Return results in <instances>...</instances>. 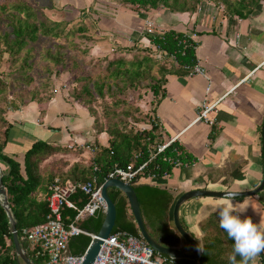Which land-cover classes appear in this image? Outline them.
I'll return each mask as SVG.
<instances>
[{"label": "trees", "instance_id": "1", "mask_svg": "<svg viewBox=\"0 0 264 264\" xmlns=\"http://www.w3.org/2000/svg\"><path fill=\"white\" fill-rule=\"evenodd\" d=\"M95 1V0H94ZM204 0H123V3L135 7L137 12H150L165 9L171 13H198ZM220 11L222 17L248 19L260 0H205ZM53 7H51L52 9ZM80 13L96 14L93 5L80 9ZM4 24V25H3ZM75 24V25H74ZM89 28L83 19L69 21H53L42 11L28 5L24 0H0V68L6 61L11 71L0 79V123L6 121L3 113L7 108L18 109L25 100L47 102L54 96V82L63 73L71 75L69 97L85 106L93 119L92 127L96 133L105 132L108 136L107 145L97 141L90 144L92 152L88 161H77L72 164H45L46 160L56 154L80 156L86 151L82 147L73 146L71 149L36 140L23 154L21 160L4 153L7 129L0 138V163L5 166L2 184L6 190L11 213L16 221V232L19 242L32 264H46L47 260L22 235L24 228L43 224L50 218L49 209L45 202L48 186L56 177L72 183L89 181L96 177L98 184L102 183L108 173L115 168L126 169L129 165L139 166L150 159L145 171V179L162 180L170 176L174 169L193 166L197 159L186 151L177 141L172 142L162 152L157 153V147L163 144L159 123L149 117V127L137 129L122 121L109 118L114 116L107 107L103 109L108 116L107 125H103L94 110L97 100L106 97L114 99L112 106L125 103L118 93L127 90H138L148 82L152 95V113L164 96L162 86L167 75H189L195 65L198 43L183 32L172 29L160 33L148 34L146 38L154 50L135 47L133 49L117 48L112 57H102L103 67L96 72L85 73L76 53L87 60L86 45L91 40ZM41 40L51 41V45L43 49L39 61L40 79L36 87L28 91L35 80L33 76L34 45ZM135 50V51H134ZM164 56L156 58L155 53ZM72 54V55H71ZM77 55V54H76ZM171 56L174 58L172 59ZM98 59V58H97ZM96 59V60H97ZM92 60V59H90ZM88 62V61H86ZM168 62V64H165ZM11 95L9 98L8 96ZM128 112H124L126 114ZM127 115V114H126ZM217 132L215 125L211 126L210 139ZM263 151V150H262ZM263 155V152H262ZM45 164L43 167H41ZM152 176L151 178L147 176ZM234 179H242V173L235 169L230 173ZM140 206L146 230L150 237L159 245L174 248L179 245L180 236L170 227L169 213L173 196L167 190L148 184L132 185ZM45 195L37 198L40 191ZM110 199L115 205L116 219L112 234L125 232L139 236V230L130 211L127 197L121 191L111 188L108 190ZM244 197H236L242 200ZM70 201L78 208L83 207L89 196L76 190ZM76 211L64 207L62 209L63 224L73 223ZM103 213L87 217L76 226L88 232L97 234L104 220ZM204 232L203 249L197 260L176 259L183 264H230L229 256L233 253L234 241L220 227L219 215L210 214L201 223ZM90 238L85 235L73 237L68 242V252L80 255L85 252ZM257 258L264 263V253ZM236 259L239 261L240 257ZM0 264H19L15 257L9 221L0 205Z\"/></svg>", "mask_w": 264, "mask_h": 264}, {"label": "crops", "instance_id": "2", "mask_svg": "<svg viewBox=\"0 0 264 264\" xmlns=\"http://www.w3.org/2000/svg\"><path fill=\"white\" fill-rule=\"evenodd\" d=\"M76 2L81 5L72 3L74 10L80 13L79 10L84 9L83 0ZM98 3L96 5L101 8L94 7L97 14H89L95 24L93 29L87 25L91 37L87 44V60L112 57L119 47L154 50L145 36L147 21L152 23L155 33L172 29L185 33L198 43L196 59L205 74L167 75L162 86L164 96L155 107L154 114L151 113L159 123L163 142L175 138L197 161L193 166L174 169L170 176L162 180L152 178L139 183L167 190L173 196L170 227L174 229L173 205L185 192H224L225 189L249 192L257 188L263 176L264 0H260L248 19L222 17L220 11L205 0L198 13L194 14L171 13L165 9L144 13L137 12L134 7L117 6L103 0ZM84 15L81 13L78 16L87 24ZM9 71V63L4 61L0 68V79ZM70 79L69 73L55 79L54 96L47 102L27 99L18 109L5 110L3 117L6 123H0L1 139H4L3 133L7 129L5 154L21 160L38 139L63 147H82L96 141L107 145V134L96 133L87 108L69 97ZM206 88L209 89L208 93ZM204 99L211 103L220 100L214 116L217 132L213 139L209 137L211 127L195 120ZM144 126L149 127V124ZM89 127L91 131L87 130ZM80 133L85 138L79 136ZM64 156L72 164L84 161L82 157L90 156V152L86 150L80 156L56 154L45 164ZM0 167L2 171L5 170L1 163ZM235 169L240 170L242 179L230 177ZM44 195L42 189L37 198ZM219 202L220 198L197 197L179 207L180 223L198 242L201 252L204 232L200 225L210 214L218 212ZM233 202L243 205L242 218L250 217L254 223L264 219V189ZM174 248L192 252L191 246L181 237L179 245Z\"/></svg>", "mask_w": 264, "mask_h": 264}, {"label": "built area", "instance_id": "3", "mask_svg": "<svg viewBox=\"0 0 264 264\" xmlns=\"http://www.w3.org/2000/svg\"><path fill=\"white\" fill-rule=\"evenodd\" d=\"M145 32L148 34L155 33L152 23L149 21L146 22ZM154 56L160 58L164 55L161 52H157ZM171 58L174 59L172 56ZM204 74V68L196 61L189 75ZM208 92L209 89L206 88V93ZM219 102L220 100L211 103L204 99L195 120L202 121L210 127L215 125L214 116L218 112ZM174 141H176L175 138H171L169 141L163 142L157 147V153L162 152ZM85 147L88 152H92L90 144L85 145ZM67 148L71 149L72 146ZM154 156L155 154H152L148 161L137 167L131 164L126 169L115 168L108 173L100 184H98L96 177L80 183L64 181L59 177L54 178L49 184L45 195L50 218L43 224L24 228L22 235L38 250L41 256L46 258V264H82L85 252L80 255L69 253L68 242L71 238L79 235L89 237L91 242L96 238V234L77 227L75 223L98 213L105 214L106 203L101 195L102 185L109 179H119L132 184L140 183L145 180L147 165ZM147 177L151 178L152 176L148 175ZM76 190H80L89 196L88 202L81 208H78L69 199ZM64 207L76 211L73 223L68 225L63 224L62 209ZM175 260V258L155 252L140 234L139 236H134L125 232H118L115 234L111 233L108 238L103 240L92 264H183L177 263ZM256 264L264 263L257 258Z\"/></svg>", "mask_w": 264, "mask_h": 264}, {"label": "water", "instance_id": "4", "mask_svg": "<svg viewBox=\"0 0 264 264\" xmlns=\"http://www.w3.org/2000/svg\"><path fill=\"white\" fill-rule=\"evenodd\" d=\"M261 139H262V150H263V176L261 179L260 184L257 188H255L252 191L249 192H235L238 193L236 197H248L255 195L262 191L264 189V119L262 122V133H261ZM2 176L3 171L0 167V195L3 197L2 200H0V205L4 209L6 216L9 221L10 231L12 235V241L13 246L15 250V257L19 264H32L31 261L26 256L20 242L18 239V235L16 232V221L14 219L13 214L11 213L10 206L8 203L7 193L6 190L2 184ZM132 183L130 182H123L119 179H109L107 180L103 185L101 189V195L106 203V211L104 215V220L101 225V228L99 232L96 234V238L93 239L90 244L88 245L85 253H84V259L82 264H92L94 262L95 257L97 256L100 247L103 243V240L109 237V235L112 233V229L115 225V219H116V209L115 205L112 202V200L109 197L108 190L111 188L117 189L124 193V195L127 197V200L129 202L130 211L134 218V221L136 223V226L139 230V234L141 237L147 242V244L157 253L161 255H165L168 257H172L175 259H188V260H197L201 248L198 242L184 229L182 224L180 223L178 211L179 207L186 201L197 198V197H212V198H221L224 195V192H217V191H208V190H192L183 193L174 203L172 208V221L173 226L178 235L185 240L192 248L191 253H186L184 251H181L176 248H168L159 245L156 243L148 234L144 220L141 214L140 206L137 200L136 193L132 187Z\"/></svg>", "mask_w": 264, "mask_h": 264}, {"label": "rangeland", "instance_id": "5", "mask_svg": "<svg viewBox=\"0 0 264 264\" xmlns=\"http://www.w3.org/2000/svg\"><path fill=\"white\" fill-rule=\"evenodd\" d=\"M28 5L39 9L42 11L49 19L53 21H69V23L75 22L78 19H81L79 16H81V13H78V11L74 10L75 6H73L72 3L77 4V0H24ZM82 1V0H81ZM100 1V0H99ZM98 0H83L84 8H87L88 5L92 4L93 7H96V4H99ZM104 2H109L117 6H128L129 8H132L131 5L123 3V0H103ZM101 3V2H100ZM77 5H81V3L78 2ZM51 7H53L51 9ZM74 7V8H73ZM97 8H101L100 6H97ZM134 9H136L134 7ZM85 19H86V25H88L91 29H93V26L95 24V20L87 17L86 13H84ZM97 14V11H96ZM79 15V16H78ZM4 25V24H3ZM75 25V24H74ZM87 26V27H88ZM51 41L41 40L39 43L34 45L32 55L34 58V68H33V76L36 79L37 83H33L31 86H29L28 91L30 89H33V87H36L35 84H38V80L40 79V70L39 67L42 65L39 61V57L43 51V49L47 46V44L50 46ZM80 46H84L85 42L81 41L78 42ZM44 47V48H43ZM145 49V48H144ZM77 54V55H76ZM74 56L78 57L79 62H81V68L85 73H93L96 72L100 67H103L104 61L101 58L92 59V60H83L80 54L76 53ZM72 55V54H71ZM88 61V62H86ZM165 64H168L166 62ZM7 73V72H6ZM5 75V74H4ZM35 82V80H34ZM71 84L69 83V86ZM118 97L120 99H123L125 103L119 104V106H112V102L114 99H111L110 97H106L104 100H97L94 104V110L99 116L100 121L103 123V125H107L108 122V116L105 117L103 113L104 108L110 109L112 112L114 111V116H109V118L119 121L122 120L128 128L133 127L137 129H143L145 128L144 124L148 123L149 117L152 116V109L153 104L150 102L151 93L148 89V82L144 83L141 88L138 90H127L123 93H118ZM124 112H128L124 114ZM88 131H91L92 128H87ZM81 137H84L83 133H80ZM77 136V135H76ZM69 149V148H68ZM62 155V154H61ZM59 157V156H57ZM90 156L82 157L84 161H88ZM69 163V160H67L66 156L59 158V160L54 161L56 166L60 167L61 163Z\"/></svg>", "mask_w": 264, "mask_h": 264}, {"label": "clouds", "instance_id": "6", "mask_svg": "<svg viewBox=\"0 0 264 264\" xmlns=\"http://www.w3.org/2000/svg\"><path fill=\"white\" fill-rule=\"evenodd\" d=\"M238 193L225 189L218 209L220 227L234 241L230 264H256L264 253V219L254 223L250 217L242 218L243 205L233 201ZM239 256V261L236 257Z\"/></svg>", "mask_w": 264, "mask_h": 264}, {"label": "bare ground", "instance_id": "7", "mask_svg": "<svg viewBox=\"0 0 264 264\" xmlns=\"http://www.w3.org/2000/svg\"><path fill=\"white\" fill-rule=\"evenodd\" d=\"M3 199V197L0 195V200H2Z\"/></svg>", "mask_w": 264, "mask_h": 264}]
</instances>
